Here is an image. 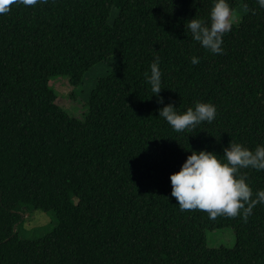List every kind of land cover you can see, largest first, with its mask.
I'll use <instances>...</instances> for the list:
<instances>
[{"label": "trees", "instance_id": "1", "mask_svg": "<svg viewBox=\"0 0 264 264\" xmlns=\"http://www.w3.org/2000/svg\"><path fill=\"white\" fill-rule=\"evenodd\" d=\"M240 20L212 54L187 19L207 23L212 0H38L0 14V264H264V204L246 219L181 210L169 173L191 150L264 145V8ZM231 9L236 0H228ZM191 56L198 63L189 61ZM159 57L163 103L215 105L213 120L175 131L145 81ZM95 80L82 119L56 103L49 78ZM253 191L264 170L239 169ZM53 211V229L20 238L24 210ZM230 228L232 247L206 233Z\"/></svg>", "mask_w": 264, "mask_h": 264}, {"label": "clouds", "instance_id": "2", "mask_svg": "<svg viewBox=\"0 0 264 264\" xmlns=\"http://www.w3.org/2000/svg\"><path fill=\"white\" fill-rule=\"evenodd\" d=\"M38 0H0V14L6 13L11 5H36ZM264 8V0H256ZM236 13L229 7L228 0H212L207 23L199 18L187 19L186 27L191 39L212 54L223 52L222 35L230 30ZM159 57H153L145 74L150 91L156 96L157 115L162 117L175 131L191 129L202 121H211L216 115L215 105L208 102H194V106L177 112L172 103H163L158 95L161 87ZM199 58L191 56L190 63H198ZM222 159L213 151L191 150L175 172L169 173L170 195L175 198L181 210L198 209L209 218L217 215L246 219L257 202L264 204V189H257L255 195L245 180L247 173L239 169L264 170V145L253 149L238 142H228L222 148Z\"/></svg>", "mask_w": 264, "mask_h": 264}, {"label": "rangeland", "instance_id": "3", "mask_svg": "<svg viewBox=\"0 0 264 264\" xmlns=\"http://www.w3.org/2000/svg\"><path fill=\"white\" fill-rule=\"evenodd\" d=\"M241 0H236L232 9L236 13L234 24L241 18L243 8ZM115 58H109L90 68L80 85L70 86L67 77L63 75L49 78V86L56 94V103L70 116L82 119L87 111V96L93 87L95 80L104 75L116 63ZM25 214L17 226V233L20 238L36 239L50 232L57 223L53 211L24 210ZM234 235L230 228H222L206 233V245L208 247H232Z\"/></svg>", "mask_w": 264, "mask_h": 264}]
</instances>
